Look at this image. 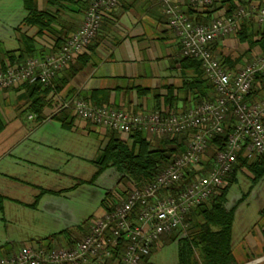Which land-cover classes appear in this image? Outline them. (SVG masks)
Wrapping results in <instances>:
<instances>
[{"label": "crops", "instance_id": "0c3cea01", "mask_svg": "<svg viewBox=\"0 0 264 264\" xmlns=\"http://www.w3.org/2000/svg\"><path fill=\"white\" fill-rule=\"evenodd\" d=\"M23 1L26 15L15 27L20 41L18 49L25 48L23 40L25 36L33 38L36 57L53 53L57 31L65 32L66 36L70 37L81 27L85 19L86 12L77 13L78 7L68 5V9L61 13L58 23L54 25L55 29L48 30L43 36H40L37 27L24 24L28 13L27 1L38 10L51 9V7L47 5L46 0ZM174 1L181 6L183 11L191 4L189 0ZM254 2L255 0L248 2L247 5ZM88 6L89 3L85 7ZM226 10L225 7L222 8L218 15L226 14ZM245 22L255 23L248 20ZM242 26L243 24L241 28ZM259 26L264 27V25ZM236 33L221 37L211 45L212 51L213 48L215 49L214 55L220 57V60L221 55L231 59L226 65L232 71H238L244 67L246 56L252 57L253 60L264 56L260 46L252 50L251 53L250 51L243 52V50H234L231 54L230 51L226 53L229 45H234L237 42L238 45L235 49H238L242 44ZM7 52L0 55V64L3 59L8 62ZM240 55H243V62L237 63L236 59L239 58L236 56ZM55 81L57 84L54 85V92L52 91L50 94L54 100L52 105L46 108L45 118L41 120L30 111L32 103L30 86L37 82H27L0 90V118L1 120L2 117L11 119L5 123L2 120L4 127L0 132V195L4 197L3 201H0V214L5 215V218L0 215V231L4 224L2 220H7L6 216L9 213L8 221L11 224L16 223L20 227H28L31 226L30 221L36 220L34 223L38 229H49V232L46 233L50 234H42L50 235L45 239H55L52 238L55 235H57L56 238L68 236L65 246L68 247L80 241L90 231L91 226L86 231H80L77 234L71 231V228L77 227L70 226V224H65L66 228L61 230H53L56 227H62L60 220L74 215L66 204V201L69 200L67 194L78 190L83 186L82 184L91 188L95 187L98 178L77 182L76 185L66 190L50 188L43 182L36 183L33 180L34 168L53 169L50 168L51 165H55L52 158H47V156H51V153L43 150H61L53 140L58 141L57 139L61 137L70 139L71 136L78 134V129L83 128L87 131L93 126L92 123L76 115L72 108L58 110L60 107L58 99L62 98L67 101L84 99L93 105H108L134 113H151L156 110L183 113L209 101L212 98L209 97V94L212 92L201 61L183 55L179 35L170 26L164 6L157 0H123L116 9L107 12L103 17L100 30L91 44L68 67L58 73ZM12 93L16 99H23V108L26 107L25 109L30 111L28 119L39 121L41 126L29 129L20 118L25 110L23 108L15 109V113L6 111L2 104L11 97ZM212 94L215 98L216 93ZM261 99H264V80L256 82L250 101ZM17 120L18 125L11 127ZM55 120H58L57 124L59 125L54 123ZM101 128L106 132L105 136H108L103 145L102 150H104L111 135L108 132L114 133L115 131ZM41 133V140L36 144L29 145L31 137ZM116 133L123 139L129 137ZM84 135L86 134L84 133ZM259 159L260 157L248 159L247 162H244L243 159L239 160L234 173L232 172L231 176H228V178H232L230 187L238 182L239 173L249 175L252 180L248 195L242 196L232 208L234 209L232 228L234 264H264V175L256 181L254 175L255 170H262L257 165ZM96 161L92 160L95 164ZM128 193V189L124 186L121 198L125 199ZM4 200L14 202L15 206L7 208L3 205ZM107 212L108 207L106 206L102 216ZM187 233H189V227ZM18 239L20 238L9 237L5 243L0 240V258L18 252L28 245L52 247V244L50 245L44 239L45 241L32 240L21 249H17L14 244L16 241H20Z\"/></svg>", "mask_w": 264, "mask_h": 264}, {"label": "built area", "instance_id": "2783aa9c", "mask_svg": "<svg viewBox=\"0 0 264 264\" xmlns=\"http://www.w3.org/2000/svg\"><path fill=\"white\" fill-rule=\"evenodd\" d=\"M122 1L93 0L81 27L58 52L0 68V90L27 82L52 85L58 73L79 57L97 36L105 14ZM157 1L164 6L170 26L179 35L183 55L201 61L216 98L183 113L164 110L134 113L108 105H93L84 99L62 98H57L58 110L72 108L80 118L127 136L140 132L164 138L193 131L185 152L153 181L135 186L125 199L114 202L111 210L96 219L75 246L28 245L0 258V264H141L142 256L165 235L177 231L186 235V217L221 191L243 150L248 159L264 158V99L250 101L257 76H264V56L232 71L211 48L219 38L238 32L247 20L264 25V4L255 1L239 6L230 15L224 14L210 24H203L191 21L176 1ZM189 1L203 8L226 0ZM230 116L234 123L226 146L217 152L210 170L204 173L202 162L207 150L212 140L225 132ZM186 180L190 181L185 183ZM118 251L122 258H116L113 263Z\"/></svg>", "mask_w": 264, "mask_h": 264}, {"label": "trees", "instance_id": "16d2710c", "mask_svg": "<svg viewBox=\"0 0 264 264\" xmlns=\"http://www.w3.org/2000/svg\"><path fill=\"white\" fill-rule=\"evenodd\" d=\"M92 1L46 0L47 5L51 9L43 10H38L33 5L28 4L27 1L26 8L28 13L24 24L37 27L38 34L43 36L48 30L55 29L54 25L58 23L61 13L68 9V5L78 7L77 13H84L87 12ZM251 1L253 0L216 1L213 5L203 8L189 4L184 12L194 23L210 24L219 16L218 13L222 8L225 7L227 9L225 15H230L239 6H246ZM255 1H258L261 5L264 4V0ZM88 3L89 6L86 8L85 6ZM52 9L54 10L52 11ZM56 34V45L51 54L58 52L69 38L65 32L57 31ZM236 34L241 43L248 42L250 45H259L264 55V27L256 25L255 23L250 24L245 22L241 30ZM23 40L25 41V48L7 52L8 62L4 59L1 60L0 66L2 69L7 66L25 63L28 59L36 57L35 40L28 36H25ZM221 56V61L229 64L231 59L228 56ZM258 80L262 82L264 76H257L255 85ZM55 84H57L56 81H53V84L50 86H45L37 82L33 86H30V97L32 100L30 111L36 114L40 120L45 118L44 113L46 108L52 105L51 103L54 97H50V94L54 90ZM215 98L212 97L210 100H214ZM233 123L234 120L230 116L229 124L225 132L212 140L206 153L207 156L202 162L205 165L204 173L210 170L217 152L226 146L227 138L232 132ZM3 127L4 124L0 118V132ZM192 133L193 131H188L176 137L159 138L135 132L130 134L128 139L121 138L116 132L111 133L109 141L102 152V156L96 161L98 171L93 179L99 178L109 168H118L124 174L123 180H129L135 186L141 187L153 181L163 169L168 167L177 157L185 152ZM242 159L244 162L248 161L247 154L244 150L238 156V161ZM257 165L262 170H255V181L264 175V158H260ZM235 166L232 170L233 173ZM189 181L186 180L185 183ZM230 184H232V178L227 179L226 185L219 193L207 202L194 208L186 217V222L189 224V231L191 232H189L190 235L183 237H179L180 235L168 236L170 241H177L178 243V264H234L232 253L234 209L228 210L225 207ZM3 198L0 195V201H3ZM110 210L111 207H108V211ZM56 236L52 238H56ZM78 242L68 247H73ZM197 253L199 257H197ZM116 258L119 260L122 258L121 251L117 252L115 259L112 260L113 263L116 261ZM141 264H147V257L145 255L142 256Z\"/></svg>", "mask_w": 264, "mask_h": 264}, {"label": "rangeland", "instance_id": "374dc122", "mask_svg": "<svg viewBox=\"0 0 264 264\" xmlns=\"http://www.w3.org/2000/svg\"><path fill=\"white\" fill-rule=\"evenodd\" d=\"M25 15L26 10L23 0H0V55L5 54L7 51L16 50L20 47L19 36L15 31V27ZM237 45V42H235L234 45H229L226 53L230 51L229 53L231 54L234 50H243V52L250 51L251 53L252 50L259 46L243 42L239 45L238 49H235ZM237 57L239 59H236V62L242 63L243 55L236 56V58ZM245 58L246 61H244L245 63L243 66L253 60V58L249 56H246ZM209 86H211L210 83ZM210 88L212 93H216L214 87L211 86ZM212 93L209 94V97H213ZM22 103L23 99H16L14 93H12L11 97L5 100L2 105L5 106L8 113H15V109L23 108ZM25 108H23V110ZM28 112H30L29 109H25L20 117L22 120L19 119L25 122L29 129L41 126L39 121L28 119ZM2 120L5 123L11 119H5L2 117ZM17 123L18 120L15 121L11 127H15L18 125ZM54 123L57 124L59 122L58 120H55ZM77 131L78 134L71 136L70 139L61 137L57 139L58 141L53 140L55 144H58L61 150L43 149L46 152L51 153V156H47V158H52L55 165H51L50 168L53 169L49 170H39V168H34L33 180L36 183L43 182V184L50 188L55 187L66 190L76 185L77 182L94 178L98 167L92 162V160H98L102 156L103 145L106 142V139H108V136H105L106 132L100 126L94 124L87 131L83 128H80ZM84 133L86 135H84ZM108 133L111 134L112 132L109 131ZM40 135H42V133L35 136L33 135L29 145L38 143L41 140ZM123 175L124 174L118 168H110L96 180L95 187L91 188L82 184L83 186L78 190L68 193L67 196L69 200L66 201V204L73 211L74 215L60 220V226L62 227H56V229L53 230H61L62 228H66L65 226L67 225L65 224H70V226L77 227L75 229L71 228V231L74 234H77L80 231H86L87 228L92 226L96 219L102 216L106 206H112L114 202H117L121 198L124 186L129 192L135 187L131 181L125 179L122 180ZM251 185V177L244 173H239L238 182L230 187L225 207L228 210L232 209L242 196L246 194L248 195ZM3 205L7 206V208L15 206L14 202L5 200ZM0 215L2 218H5L4 214L1 213ZM8 216L9 213H7L6 216L7 220H2L4 224H2L3 229L0 231V240L3 243H5L9 237L20 238L18 239L20 241H16L14 246L17 249H21L26 243L32 240L45 241L44 239L50 236L42 235L50 234L46 233L49 232V229H38L35 225L36 220L29 222L31 226L20 227L16 223H9ZM190 233H186L185 235L181 233V231H177L173 234L165 235L155 247L153 246L154 248L150 250V252L144 254L145 257H147V264H178V243L177 241H170L168 236L177 234L180 235L179 237H183L190 235ZM66 240H68V236H61L55 239L48 238L47 243L49 242L50 245L52 244L51 248H61L66 246ZM197 257H199L198 253Z\"/></svg>", "mask_w": 264, "mask_h": 264}]
</instances>
